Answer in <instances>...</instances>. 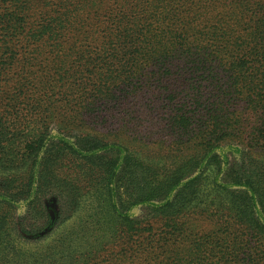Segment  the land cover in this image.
I'll use <instances>...</instances> for the list:
<instances>
[{"label": "trees", "instance_id": "1", "mask_svg": "<svg viewBox=\"0 0 264 264\" xmlns=\"http://www.w3.org/2000/svg\"><path fill=\"white\" fill-rule=\"evenodd\" d=\"M0 264H264V0H0Z\"/></svg>", "mask_w": 264, "mask_h": 264}, {"label": "rangeland", "instance_id": "2", "mask_svg": "<svg viewBox=\"0 0 264 264\" xmlns=\"http://www.w3.org/2000/svg\"><path fill=\"white\" fill-rule=\"evenodd\" d=\"M52 198H49L48 200H46V207H47V212H48V214H50V215H52V217L54 216V214H55V206H54V203L52 202V200H51ZM138 213V212H137ZM16 214H18V215H21L22 214V210H18L17 211V213ZM47 233V229L46 230H44L43 232H41V233H39V236L38 237H42V236H44L45 234ZM31 238H33V237H31ZM30 238V239H31ZM33 241V240H32Z\"/></svg>", "mask_w": 264, "mask_h": 264}]
</instances>
